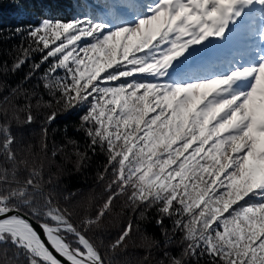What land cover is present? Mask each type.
<instances>
[{
	"label": "snow or ice",
	"instance_id": "snow-or-ice-1",
	"mask_svg": "<svg viewBox=\"0 0 264 264\" xmlns=\"http://www.w3.org/2000/svg\"><path fill=\"white\" fill-rule=\"evenodd\" d=\"M73 7L70 19L55 0L38 9L34 24L15 29L27 47L0 63V264H124L137 236L146 253L137 264H264V0ZM36 52L24 80L47 63L41 79L55 104L42 102L39 85L6 79ZM80 107L83 147L67 127L50 146L49 126ZM41 109L40 133L27 134ZM97 150L106 155L97 181L111 179L98 210L81 216L83 194L61 180L60 156L81 172ZM121 198L138 218L97 242ZM150 219L163 239L141 228Z\"/></svg>",
	"mask_w": 264,
	"mask_h": 264
},
{
	"label": "trees",
	"instance_id": "trees-1",
	"mask_svg": "<svg viewBox=\"0 0 264 264\" xmlns=\"http://www.w3.org/2000/svg\"><path fill=\"white\" fill-rule=\"evenodd\" d=\"M53 0H0V63L8 61L11 63L12 58L16 55L21 47H27L29 41L27 38V33L23 32L21 34H15V29L17 27L28 28L29 25H32L36 22L39 17L35 15V12L43 7L46 4H51ZM59 5V16L62 18L70 19L72 14L77 11L73 7L75 0H55ZM17 3L21 7L27 8V15H19V9L17 8ZM34 6V7H33ZM88 6L91 8L92 0H88ZM41 53H33L31 60L26 63L22 70L16 73L15 75H9L6 77L8 82L15 86L17 84L23 83L28 89H32L39 85L37 92L39 96L43 97L42 102L51 101L55 104V101L52 96H50L43 88V81L41 77L46 71L48 64L45 63L42 65L41 69L38 70L31 78V80L25 81L24 77L30 72L32 64L34 62H39ZM63 75V73H60ZM7 93L0 94V105L3 104V96ZM85 108L80 107L76 108L73 111L61 112L57 119L49 126V144L52 145L55 142L56 145L60 144V141L63 140L66 136L65 127L68 129V133L77 139L81 146L83 147L86 138L83 136V133H76L74 131L76 125L79 122L80 116L84 114ZM46 115V110L41 109L38 116L37 122L32 125L30 128L26 129L27 134L35 133L37 136L40 133L41 127L43 126L44 117ZM13 131H17L14 127ZM38 142V141H37ZM68 153L72 152L71 146L66 150ZM41 159L43 157L41 156ZM60 160H63L67 166L68 171H65L61 176V180L72 190L80 192L83 195L80 197V200L77 203H81L82 206L77 209L78 213L83 215H91L98 210L100 202L105 198V187L107 182L111 179V174H108V179L104 183H98L97 175L99 172L103 171V168L106 164V155L99 150L95 155H91V159L88 165L81 171L76 172L73 167V161H69L67 156L61 154ZM45 169H47V164H45ZM92 198V203L89 205L87 203L88 198ZM124 200L123 198L115 202V207L113 213L105 220L104 228L99 234L95 237L97 242L104 240L105 244L114 240L117 236L120 228L124 225L127 219H137V216H133L131 213L124 214ZM166 226L171 231L172 221L166 220ZM141 228L146 229L147 233L154 235L157 239H163L162 233L159 227L155 223V219H150L149 221H140ZM181 233H177L175 242L170 245L169 250L173 255H178L182 250V245L180 244ZM139 236L136 238V243L132 244L130 242L129 248L126 250V254L121 255L120 260L124 264H137V262L145 255V251L139 245L141 244ZM8 255L12 256L14 249L10 246L7 249ZM101 251H105V248L102 247ZM153 255L156 259H161L162 256L159 252H154ZM107 258V253H106ZM5 264H10L9 261H6Z\"/></svg>",
	"mask_w": 264,
	"mask_h": 264
}]
</instances>
